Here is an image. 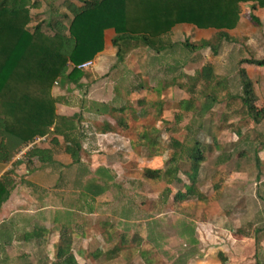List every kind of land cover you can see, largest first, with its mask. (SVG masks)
I'll list each match as a JSON object with an SVG mask.
<instances>
[{
	"label": "rangeland",
	"instance_id": "1",
	"mask_svg": "<svg viewBox=\"0 0 264 264\" xmlns=\"http://www.w3.org/2000/svg\"><path fill=\"white\" fill-rule=\"evenodd\" d=\"M42 1V7L32 11L35 21L48 18L53 3L62 0ZM251 12L259 19V24L250 21ZM216 32L177 25L173 28L171 40L175 46L172 50L156 54L140 47L127 53L122 62L114 58L111 64L105 56L99 57L97 67L85 71L90 78L88 81L93 80L95 70L108 63L104 74L96 76L98 89L87 92L85 98V108L94 99L101 100V105L93 104V111L97 115L106 114V117L90 121L89 125L98 136L89 142L91 152L83 149L81 153L87 164L96 166L98 162L107 171L87 170L83 173L84 180H79V186H75L77 166L61 172L55 170L53 174V171L46 173L38 169L26 175L24 166L18 165L14 194L30 196L31 201L36 198L52 200V204L47 201V206L53 208L46 211H51L52 219L56 218L59 223L64 220L77 223L84 219L77 218L76 212L84 214L89 231L84 236L74 235L77 239L72 245L79 264L125 263L122 258L104 260V250L112 246V243L105 244L102 237L104 222L113 224L118 231L126 225L132 227L131 231L138 228L144 240L141 248L151 258L148 264H256V253L258 261L264 264V148L258 146L256 155L253 149L239 141L247 134L255 147L264 143V120L254 125L251 120L235 114L238 100H226L227 95L240 94L238 73L240 67H244L253 82L255 105L264 106V65L243 62L253 58L264 60V9L241 5L238 25L227 31L236 41L223 42L215 56L208 50L190 52L183 47L184 41L196 44L200 40H213ZM204 65L213 68L215 82L220 80L221 87L196 84L195 89L197 92L208 89L207 93L215 89L223 101L203 118V130L195 131L192 125L187 131L194 113L179 112V102L188 97L189 77ZM196 99L195 108L200 106L202 96L196 94ZM121 107H125L123 112L112 111ZM175 115L182 116L180 122L174 123ZM115 118H124L126 128L116 125ZM87 125L84 123L86 128ZM152 127L160 131V142L148 149L138 138L142 131ZM89 130L85 129V134H89ZM191 138L198 139L205 147L206 161L200 167L198 178L192 187L180 172L183 182L169 183L170 177L163 176L172 152L168 149L169 141L190 143ZM238 152L244 156H239ZM221 156H231V159L216 165ZM19 157L17 153L14 159ZM11 163L0 165L10 169ZM145 169H159L163 177L145 178ZM32 180L35 187L30 184ZM89 182L105 188L93 200L83 191ZM166 188L170 193L165 194ZM177 190L190 194V198L173 204ZM165 199L166 204L162 203ZM37 203V209L43 207L41 202ZM50 224L51 219L43 228L51 229ZM255 232H258L256 239L249 237ZM58 237L54 234L35 238L36 241L49 240L38 250H32L28 260L19 259L16 251H8L14 261L6 264L54 263ZM134 259L132 264H146L143 258L136 256Z\"/></svg>",
	"mask_w": 264,
	"mask_h": 264
},
{
	"label": "trees",
	"instance_id": "2",
	"mask_svg": "<svg viewBox=\"0 0 264 264\" xmlns=\"http://www.w3.org/2000/svg\"><path fill=\"white\" fill-rule=\"evenodd\" d=\"M244 4H250L251 9H264V0H62L58 4L53 3L52 14L48 18L35 21L32 11L42 7V0H0V164L12 162L11 168L0 175V208L15 187L14 176L18 164L24 166L27 174L31 173L36 168L35 162L40 165L54 163L56 149L62 146L72 164H81L80 140L77 135L81 124L77 117L57 114L56 99L51 91L55 81L62 85L74 83L77 86L82 77H87L85 71L72 68L68 63L77 65L93 60L103 50L106 30L114 31L111 45L117 62H122L127 53L140 47L156 54L172 50L175 43L171 38L173 28L177 25L217 31L213 40H200L196 44L183 42V47L190 52L208 50L215 56L223 42L236 41L227 31L238 25L241 5ZM248 16L251 22L259 24V19L252 12ZM243 62L264 65V60L254 58ZM238 74L240 94L227 95L226 100H238L239 108L235 114L259 125L264 120V106L255 105L257 98L253 82L245 68L240 67ZM215 79L210 65L202 66L194 76L189 77L190 86L186 91L188 97L179 102L178 108L182 113H194L187 131L192 125L195 131L203 130V118L223 101L215 89L209 93L208 89H205L206 92H197L195 89L196 84L221 87V81L215 82ZM196 94L202 96L197 108ZM124 108L112 111L123 112ZM195 116L199 119H195ZM115 119L116 125L126 128L124 118ZM174 119V123H178L182 116L175 115ZM38 137H44L45 141L41 143L48 147L34 145L20 159H14L24 146ZM159 138L160 131L152 127L142 131L138 140L152 149L159 144ZM191 139L190 143L170 139L168 149L172 152L167 160V168L163 171L164 177H170L169 183H182L179 177L181 172L190 186H194L206 156L204 145L196 138ZM239 141L253 149L256 155L259 152L258 146L264 148L262 142L255 147L247 134L239 138ZM238 155L244 156L242 152H238ZM230 157L217 158L216 165L226 163ZM82 173L85 172L80 171L79 175ZM160 174L159 169H145L143 173L145 178L155 180L163 177ZM104 189L103 186L89 182L83 191L86 197L93 200ZM167 193H170L169 188L165 190ZM189 195L177 190L173 195V204L188 200ZM198 198L202 199L203 196ZM166 202L165 199L162 203ZM91 211L89 209L88 213ZM72 224V220L59 223L60 232L52 264H79L72 250L75 239L71 233ZM103 227L105 244L112 243L103 252L105 261L122 258L124 264H132L138 256L146 264L149 263L151 258L141 248L144 240L138 228L131 231L132 227L126 225L122 231H118L107 222L103 223ZM257 233L249 237L256 239ZM38 236L43 235H32L31 238ZM256 264H261L257 253Z\"/></svg>",
	"mask_w": 264,
	"mask_h": 264
},
{
	"label": "crops",
	"instance_id": "3",
	"mask_svg": "<svg viewBox=\"0 0 264 264\" xmlns=\"http://www.w3.org/2000/svg\"><path fill=\"white\" fill-rule=\"evenodd\" d=\"M106 33H108L107 37H106ZM113 36H114V31L112 29H108L104 32V47L103 50L99 54H97V56L93 59L94 67H97L98 64L97 59L99 57L105 56L106 59L111 60V64L113 63V60L115 58V51L111 45V39ZM106 61L107 60H105L104 62ZM107 66L108 63L106 65L99 66L98 69L95 70V74L93 75L94 76L93 80L88 81L89 76L87 75L86 78L84 77L83 79L79 80V84L77 86L74 83H65L63 85L58 83L57 85L53 86L51 91L52 96L56 99L57 114L68 117L71 116L77 117V121H79L81 124L80 131L77 134L80 140L79 142H80L81 153L83 149L88 151L89 153L91 152L90 151L91 147L89 142L90 140L94 139L95 135H97L94 133L95 129L93 128V126L89 125L90 121L92 120L94 121L96 117H98V119H101L102 117H106V114L104 115L99 113L97 115V113L93 111L95 110L93 109V104L101 105L102 102L101 100L96 98L90 103V106L88 108L87 107L85 108V98L87 92L91 93L92 91L94 92L98 89L99 85L97 83L98 81L96 79V76L103 75L104 74L103 71ZM107 122L109 123V121ZM84 123H88L87 128L84 126ZM85 129L89 130L88 131L89 134H85L86 132ZM91 131L92 133H90ZM38 145L41 147L43 146L48 147V145L44 143H40ZM63 150H64L63 146L61 148L56 149V153L54 154V163L52 164L40 165L38 162H35L34 166L36 168L34 169L33 172H37V170L39 169L38 171L41 170L46 173L53 171L52 172L53 174L55 170L61 172L63 169L69 170L71 168H75L76 166L78 172L80 171L86 172L87 170L99 171L101 169L107 171L105 168L100 167V165H98V162H96L97 163L96 166H93V164L90 165L87 164L83 159V157H81L80 165L72 164L71 159L63 152ZM8 169H9L8 166L5 167L0 165L1 174L7 171ZM80 177L81 179H79ZM83 178H84L83 173L81 176L79 175V173H77L76 180L74 181L76 184L74 185L79 186L80 184L79 180H82ZM56 179L57 181H60V176L57 175ZM32 182L34 181L32 180L30 182L31 185L34 184ZM28 184L29 183H27V185ZM33 187H35V185ZM47 201H49L50 204L53 203V201L48 200V198L45 199L36 198L35 201L33 200L31 201L30 196L16 195L14 194L13 190L11 191L10 197L7 199V201L3 203V205L0 208V264H6L7 262L13 263L14 259L10 255H8V251H16L19 253L18 255L19 259L25 258L28 260L30 259L32 250H38L39 246H42L45 240H49L48 238H45V240L43 239L42 241L41 240L36 241L34 238L33 239L31 238L32 235H38V234L43 236L49 235V237L53 236L54 234H57V236L59 235L60 227L59 224H57L59 222H57L56 218L52 219L53 214L51 211H48L47 213L46 210H50L53 208L47 206L48 203ZM31 202L34 203L35 206H31L30 204ZM37 202H41L42 203L41 206L43 207L37 209V205H38ZM43 211L45 212L42 213ZM76 216L77 218H81L84 220L81 221L78 220L77 223L72 222L73 224L71 227V233L73 235H79V236H83L85 234L87 235L89 231V227H87L86 225V219L84 218V214H81L79 211H77ZM50 219H51V224H50L51 229L43 228L44 226L50 223ZM9 259L10 261H8Z\"/></svg>",
	"mask_w": 264,
	"mask_h": 264
},
{
	"label": "built area",
	"instance_id": "4",
	"mask_svg": "<svg viewBox=\"0 0 264 264\" xmlns=\"http://www.w3.org/2000/svg\"><path fill=\"white\" fill-rule=\"evenodd\" d=\"M69 66H71L72 68H75L77 70H81V71H86L88 70L89 68H91L93 65H94V61L93 60H87V61H84L80 64H77V65H73L71 63H68ZM58 84V81H55L54 82V85H57ZM45 141V138L44 137H38V138H34L33 141L31 143H29L28 145L24 146L18 153L19 155H24L28 150H30L34 145H38L40 144L41 142H44ZM26 147V148H25ZM24 148L26 151H24ZM20 158V157H19Z\"/></svg>",
	"mask_w": 264,
	"mask_h": 264
}]
</instances>
